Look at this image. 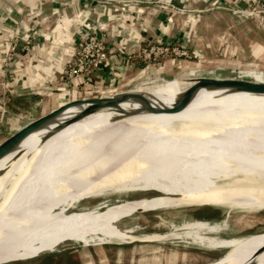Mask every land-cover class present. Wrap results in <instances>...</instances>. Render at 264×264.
Returning <instances> with one entry per match:
<instances>
[{"label":"crops","instance_id":"1","mask_svg":"<svg viewBox=\"0 0 264 264\" xmlns=\"http://www.w3.org/2000/svg\"><path fill=\"white\" fill-rule=\"evenodd\" d=\"M261 2L264 3V0H0V142L31 118L49 112L76 96L105 88H127L151 66L161 65L169 71L173 68L172 63L182 65L191 61L219 60L215 59L219 56L228 57L227 60L232 62L264 63V13L250 17L235 11L247 4ZM221 18H227L223 26ZM100 28L107 31L112 49L108 60L97 72L67 76L66 68L76 48L87 34ZM15 36L21 39L32 37L34 43L28 51L18 53L13 61L5 62ZM150 45L177 47L185 50L186 54H164L155 61L143 60L141 52ZM204 78L264 83V72L224 69L184 72L137 87L143 89L147 98L158 94L159 98H166L164 94L191 95L212 91L257 105L264 102V92L237 89L230 85H208L202 83ZM191 88L194 89L190 93ZM26 95H34L35 98L22 99ZM113 106L115 104H109L94 111ZM87 108L85 103L69 104L35 130L70 120L87 112ZM199 110L193 109L200 114ZM203 116L207 124L200 134L206 137L230 136L237 133V125L247 120L237 117L234 121L232 118L222 128L210 121L209 116ZM177 117L141 125L116 123L86 134L99 138L119 136L124 130H129L132 140L138 145L183 143V147L187 148H206L188 141L195 130H183L190 125L182 123L180 126ZM62 138L56 141L60 142ZM54 153L55 148L48 145L37 158L48 159ZM23 160L14 168L21 166ZM124 171L129 178L122 176ZM74 173L73 177L63 178L60 170L49 178L41 179L37 174L34 178L19 181L38 185L61 180L64 183L48 191H35L22 189L18 182L0 215L16 213L17 216L63 206L92 207L95 205L88 201L94 198L93 194H102V186L107 187L105 192L111 196L118 195V191L122 194L131 192L126 183L137 186L146 183L141 178L132 177L130 170L127 171L120 162H108L95 169ZM87 187L90 190L82 194L81 190ZM47 192L48 195H45ZM36 198L39 200L33 201ZM43 198L52 201L43 203L40 201ZM14 254L1 257L0 262Z\"/></svg>","mask_w":264,"mask_h":264},{"label":"bare ground","instance_id":"2","mask_svg":"<svg viewBox=\"0 0 264 264\" xmlns=\"http://www.w3.org/2000/svg\"><path fill=\"white\" fill-rule=\"evenodd\" d=\"M132 94L137 95L113 100L110 104L115 106L110 109L87 111L70 120L40 130L34 129L24 136L25 139L22 138L16 147L0 158V212L15 185L26 178H34L37 174L41 179L49 178L62 170V177L69 178L73 177L74 172L95 169L108 162H120L127 171L130 170L132 177L141 178L150 184L152 176L155 173L158 176L160 169L181 168L169 173L159 184L144 190L160 192L157 195L128 199L109 206H63L17 216L16 213L0 216V258L18 252L47 235V238L0 263L31 259L43 252L55 250L66 241L81 243L84 246L127 243L134 240L167 241L198 225L204 226L205 234L211 236L219 250H225L223 253L229 259L217 260L210 264H247L256 250L260 252L254 257L253 264L264 258V232H258L260 236L246 241L245 245L241 246L234 236L230 235L223 221L189 219L171 223L170 230L164 233L141 235L134 233L137 225H125L139 209L165 211V208L185 205H210L214 199L224 198L227 194L222 191L228 190L236 180L259 172L264 176V102L256 101L259 104L257 105L212 91L191 95L164 94L166 98H159L158 94L147 98L143 95V89L136 87ZM193 109H200L201 115ZM203 115L209 116L210 121L222 128L232 118L234 121L237 117L247 119L243 124L237 125L236 129L234 128L238 130L237 133L230 136L206 137L203 134L202 140L208 139L203 141V144L210 142L216 148L234 141L230 139H238L258 121L263 122L250 130L249 135L243 139L216 151L187 148L183 147V143L169 146L138 145L132 140L129 130H124L119 136L107 135L99 138L86 134L116 123L141 125L147 124L148 121L179 116L176 121L180 126L186 123L191 127L183 130H195L188 140L190 142L195 141L196 134L201 133L207 124ZM59 138L62 139L57 142ZM48 145L55 148L54 155L48 159L37 158ZM199 158L201 159L198 160ZM22 159L24 160L21 166L14 168ZM218 164H224L229 170L227 178L219 177V172V175L215 173ZM258 168L260 169L255 172ZM253 172L255 173L252 174ZM62 183L64 180L44 185L19 182L18 185L24 190L48 191ZM242 186L244 185L234 184L231 187ZM126 193L130 192L125 191Z\"/></svg>","mask_w":264,"mask_h":264},{"label":"rangeland","instance_id":"3","mask_svg":"<svg viewBox=\"0 0 264 264\" xmlns=\"http://www.w3.org/2000/svg\"><path fill=\"white\" fill-rule=\"evenodd\" d=\"M241 8L242 9L235 10L237 14L243 15L246 13L247 15L244 16L251 17L255 14L264 13L263 2L259 4L250 3L247 4V6ZM221 20L223 22V26L227 18H221ZM30 40H32V44L30 46L31 49L34 40L32 37H30ZM106 41L108 42L107 38ZM23 44L24 41L21 38L15 36L12 40L11 46L16 45L19 47V50L11 52L10 46L5 62H11L15 59L18 53L28 51L23 49ZM172 55L176 56L174 54ZM220 58V56L218 58L215 57V59L219 60H227L228 57ZM262 122L263 121H258L254 126L244 132L238 139H230L234 141L222 144L217 148L213 147L210 142L203 144V141H207L208 139L205 138L202 140L203 138L201 137H203V135H200V132H198L194 137L195 141L190 142H192L194 145H204L206 148L197 146L191 148L200 150L204 149L207 151L221 150L224 146L226 147L233 145L236 141L241 140L249 135L250 130L257 128V126ZM198 138L199 140H196ZM200 159L201 158L198 160ZM223 166L224 164H218L215 173L219 172V177L227 178L229 170L226 168V166ZM180 168L181 167H169L160 169L158 176H156V173L152 176L153 179L150 181V184L141 183L139 186H137L131 183H126L127 189L131 191L130 193L126 194H122L120 191H118V195L109 196L107 192H105L107 191V187L102 186V194H100V196H98L96 193L95 195L93 194L92 197L94 198H91L88 202L94 204L95 206L113 205L115 203L124 202L128 199L160 194L158 191L151 192L144 190L159 184L169 173ZM260 168H258L255 172H257ZM220 169H222L221 172ZM219 173L217 175H219ZM127 175L128 174L127 172L125 173V171L122 173L124 178H129ZM234 184L244 186L232 188L231 186ZM232 185L228 188V190L225 189L222 191L223 193L227 194L224 198L214 199V203L211 202L210 205H185L165 208V211L164 209L140 211L136 212L129 219L131 221L125 223V225H137V229L134 233L141 235L154 232L164 233L170 230L171 223H180L189 219H203L215 222L223 221V223L229 229L230 235H233L237 242H239L241 246H244L246 241L260 236V233L258 232H264V176H262V174L259 172L258 174H254L250 177L236 180ZM88 189L89 187L82 189V194L86 193L85 190ZM48 193L49 192L45 193V195H48ZM43 199L44 200H40L43 201V203H49L52 201V199L48 200V198ZM37 200H39V198H36V200L33 201ZM63 203L64 202H62V204ZM3 215L7 214L4 213ZM30 246L24 249H27ZM55 250L43 252L37 257L31 259L4 262V264H210L217 260H229L223 253L225 250H219L215 246L211 236L205 234L203 225H198L192 229H189L183 235L172 237L167 241L134 240L127 243H109L93 246H84L81 243L66 241L58 245ZM20 251L15 253L18 254ZM255 262L257 264H264V258Z\"/></svg>","mask_w":264,"mask_h":264},{"label":"water","instance_id":"4","mask_svg":"<svg viewBox=\"0 0 264 264\" xmlns=\"http://www.w3.org/2000/svg\"><path fill=\"white\" fill-rule=\"evenodd\" d=\"M243 15H247L244 13ZM172 69L166 71L161 67V65L151 66L145 69L142 72V75L138 78V80L128 86L127 88L119 89L117 88H105L102 90H97L94 92H90L88 94L76 96L68 101L65 104L58 106L57 108L46 112L40 116L31 118L24 125L15 130L12 134H10L6 139L0 142V158L4 156L6 153L11 151L16 145L21 141V139L26 136L29 132L36 129L47 120L53 118L55 115L60 113L63 109L67 107L69 104L74 103H85L88 104L87 111L94 110L96 108H101L108 106L114 99L120 98L125 99L128 95H137L132 94L130 92L135 87L155 82L162 77H174L184 72H195V71H208L215 69H224V70H235V71H263L264 72V63H252V62H242V61H228V60H204V61H191L186 64L177 65L176 63H172ZM163 66V65H162ZM204 84L208 85H230L237 89H247L250 91L256 92H264V83H254L247 80H217L212 78H204ZM194 88H191L188 92H192ZM35 98L34 95H26L22 96V99L31 100ZM142 211V209L137 210V212ZM260 252V250H256L252 253L251 258L247 264H253L254 257ZM253 261V262H252Z\"/></svg>","mask_w":264,"mask_h":264},{"label":"built area","instance_id":"5","mask_svg":"<svg viewBox=\"0 0 264 264\" xmlns=\"http://www.w3.org/2000/svg\"><path fill=\"white\" fill-rule=\"evenodd\" d=\"M106 38L107 31L102 28L87 34L76 48L72 60L69 61L66 74L72 77L77 74L93 73L100 69L112 51ZM22 40L24 41L23 49L29 50L32 40L30 38ZM10 50L14 52L19 50V47L13 45ZM164 54L185 55L186 51L177 47L150 45L143 48L141 57L143 60L155 61Z\"/></svg>","mask_w":264,"mask_h":264},{"label":"trees","instance_id":"6","mask_svg":"<svg viewBox=\"0 0 264 264\" xmlns=\"http://www.w3.org/2000/svg\"><path fill=\"white\" fill-rule=\"evenodd\" d=\"M99 70V69H98ZM98 70H96L95 72H97Z\"/></svg>","mask_w":264,"mask_h":264}]
</instances>
